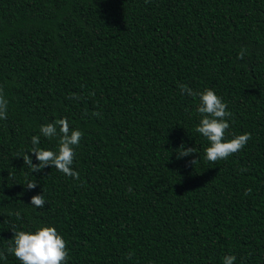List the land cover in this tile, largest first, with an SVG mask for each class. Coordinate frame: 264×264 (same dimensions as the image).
Listing matches in <instances>:
<instances>
[{
    "label": "trees",
    "instance_id": "1",
    "mask_svg": "<svg viewBox=\"0 0 264 264\" xmlns=\"http://www.w3.org/2000/svg\"><path fill=\"white\" fill-rule=\"evenodd\" d=\"M179 84L222 97L226 138L251 134L241 151L204 159ZM0 89V251L12 230L53 226L67 264H264V0H0ZM65 117L84 133L80 178L32 173L17 154ZM181 144L197 152L177 158Z\"/></svg>",
    "mask_w": 264,
    "mask_h": 264
},
{
    "label": "clouds",
    "instance_id": "2",
    "mask_svg": "<svg viewBox=\"0 0 264 264\" xmlns=\"http://www.w3.org/2000/svg\"><path fill=\"white\" fill-rule=\"evenodd\" d=\"M248 54V49L241 48L237 58L243 60ZM183 94L198 98L196 112L200 116L195 131L202 135L207 141L208 146L204 149V159L216 163L220 160H227L231 155L241 151L247 142L251 139L250 133L233 135L226 138V131L229 129L228 122L232 113L228 111L227 103L218 96L211 88H205L201 92H195L185 84L178 85ZM70 98L80 99V97L72 94ZM8 115V101L4 97L3 90L0 89V120H6ZM93 116L101 117L98 111L92 112ZM84 133L79 129L70 127L69 120L65 118L56 119L50 123L42 124L39 128V135L31 137L32 148L24 153L17 154V157L23 159L24 165L31 169L32 173L40 172L46 166L54 167L65 176L78 180L79 173L73 170V163L76 156L75 149L79 146L80 140ZM43 136L49 140L56 142L55 149H45L39 147L40 137ZM179 154L177 158L188 157L196 153L194 147H185L184 144L179 146ZM28 153L34 154L38 163L33 164ZM198 160L190 161L192 165ZM247 171V169H241ZM37 183L27 180L26 189H34ZM128 192L132 189L129 187ZM252 189L245 191V195H249ZM44 195H33L30 198V204L36 208H44ZM19 217V213L16 214ZM13 236L8 247L4 251H0V260H7L6 253L14 255L21 264H67L69 260V250L67 242L58 233L53 226H39L34 231H16L12 230ZM236 257L234 255H226L223 257L222 264H234Z\"/></svg>",
    "mask_w": 264,
    "mask_h": 264
}]
</instances>
